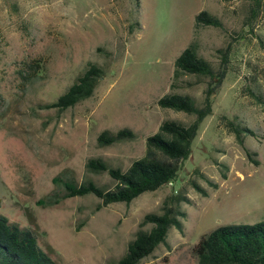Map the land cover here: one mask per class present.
Wrapping results in <instances>:
<instances>
[{"label": "rangeland", "instance_id": "374dc122", "mask_svg": "<svg viewBox=\"0 0 264 264\" xmlns=\"http://www.w3.org/2000/svg\"><path fill=\"white\" fill-rule=\"evenodd\" d=\"M202 10L221 26L195 28ZM191 41L215 71L225 63L217 88L205 76L173 78L174 61ZM32 61L39 67H29ZM89 61L104 71L90 97L64 111L41 107ZM170 92L189 94L197 105L208 95L211 103L172 184L106 206L93 195L63 197L66 180L113 186L106 172L87 171L89 158L126 169L163 120L192 121L193 115L157 104ZM259 95L264 0H138V7L136 0H0V214L21 225L33 220L55 264H118L142 217L159 212L164 198L181 188L190 199L182 204L183 231L170 228L166 242L138 264H199L193 247L203 234L225 224L264 222ZM229 120L254 132L244 146L257 152L258 165L227 129ZM124 127L132 139L98 145L101 131ZM218 163L228 167L226 179ZM190 177L208 190L206 197L189 185Z\"/></svg>", "mask_w": 264, "mask_h": 264}, {"label": "trees", "instance_id": "16d2710c", "mask_svg": "<svg viewBox=\"0 0 264 264\" xmlns=\"http://www.w3.org/2000/svg\"><path fill=\"white\" fill-rule=\"evenodd\" d=\"M136 6L138 7V0ZM134 25H138V22L135 21ZM206 25L220 27L221 22L218 17L202 10L195 16L194 27ZM28 65L39 67L35 61ZM225 70V63H222L215 71L209 61L199 54L197 43L191 41L174 61L173 78L177 79L182 74L205 76L213 80L217 88ZM103 74L100 65L87 62L83 71L62 93L43 103L41 107L56 111L73 107L93 94ZM256 99L264 112V97L259 95ZM157 104L161 108L193 115V119L189 123L174 119L163 120L158 129L146 137L145 153L134 159L126 169L111 166L101 158H89L85 164L87 171L96 174L106 172L113 180V186L106 188L91 178L80 182L66 180L63 183V197L93 195L100 199L99 206H106L114 202L129 203L144 192L155 191L169 182L173 183L182 162L191 153L192 142L201 122L211 112V103L208 95L202 105H197L189 94L170 92L159 97ZM226 127L241 145L248 161L258 165L257 152L244 146L246 135L253 136L254 132L233 120L227 121ZM133 137V131L127 127L116 131L105 129L98 134L97 143L105 146ZM218 164L221 178L226 179L228 167L223 163ZM193 172L210 188L217 189V182L210 180L198 169ZM188 183L202 197L208 195V190L195 178L190 177ZM183 203H190V199L183 189H176L164 198L159 212L146 213L134 236L128 241L118 264H138L159 244L166 242L170 228L174 227L182 232V220L186 216ZM33 225L31 219L27 225H21L0 214V264H55L50 252L40 246ZM146 225L149 227H145ZM193 253L199 264H264V222L217 226L200 237L193 247Z\"/></svg>", "mask_w": 264, "mask_h": 264}, {"label": "built area", "instance_id": "2783aa9c", "mask_svg": "<svg viewBox=\"0 0 264 264\" xmlns=\"http://www.w3.org/2000/svg\"><path fill=\"white\" fill-rule=\"evenodd\" d=\"M169 184H172V182H169Z\"/></svg>", "mask_w": 264, "mask_h": 264}]
</instances>
